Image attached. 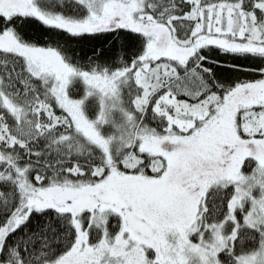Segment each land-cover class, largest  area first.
<instances>
[{
    "label": "snow or ice",
    "instance_id": "snow-or-ice-1",
    "mask_svg": "<svg viewBox=\"0 0 264 264\" xmlns=\"http://www.w3.org/2000/svg\"><path fill=\"white\" fill-rule=\"evenodd\" d=\"M0 264H264V0H0Z\"/></svg>",
    "mask_w": 264,
    "mask_h": 264
}]
</instances>
